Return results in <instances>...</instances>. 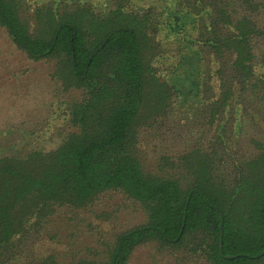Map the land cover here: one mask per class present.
I'll return each mask as SVG.
<instances>
[{
    "label": "trees",
    "instance_id": "trees-1",
    "mask_svg": "<svg viewBox=\"0 0 264 264\" xmlns=\"http://www.w3.org/2000/svg\"><path fill=\"white\" fill-rule=\"evenodd\" d=\"M0 27L77 91L53 144L2 136L0 264H264V0H0ZM108 192L141 219L38 252Z\"/></svg>",
    "mask_w": 264,
    "mask_h": 264
},
{
    "label": "rangeland",
    "instance_id": "rangeland-1",
    "mask_svg": "<svg viewBox=\"0 0 264 264\" xmlns=\"http://www.w3.org/2000/svg\"><path fill=\"white\" fill-rule=\"evenodd\" d=\"M51 70V61L27 58L15 48L0 27V149L3 147V134L12 129L22 130L19 142L25 148L32 145L47 147L68 128L66 115L62 111L67 99L76 95L77 91H62L49 77ZM46 115L50 118L49 126L43 132L31 135L28 132L29 123ZM246 145L250 148L248 143ZM141 217L139 209L120 193L108 192L90 210L78 213L76 218L80 220L75 224L73 234H70L71 226L65 227L64 219L59 218L60 225L53 229L58 231L57 235L54 238L42 236L37 241L38 252L64 250L67 248V238H83L89 241L90 246H95L96 238H111L114 231L139 221ZM126 264H152L147 247H135Z\"/></svg>",
    "mask_w": 264,
    "mask_h": 264
}]
</instances>
